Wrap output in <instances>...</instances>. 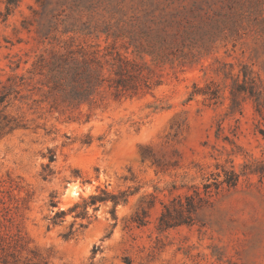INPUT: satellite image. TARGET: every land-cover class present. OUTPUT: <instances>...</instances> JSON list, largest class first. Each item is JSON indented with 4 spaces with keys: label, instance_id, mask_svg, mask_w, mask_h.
<instances>
[{
    "label": "rangeland",
    "instance_id": "rangeland-1",
    "mask_svg": "<svg viewBox=\"0 0 264 264\" xmlns=\"http://www.w3.org/2000/svg\"><path fill=\"white\" fill-rule=\"evenodd\" d=\"M194 1L21 0L9 14L0 0V94L12 87L0 106V264H264V119L249 93L235 105L231 96L246 72L244 87L264 101V0H200L212 34L138 95L107 91L53 109L33 66L72 36L106 46L96 34H63L68 16L81 27L120 7L127 15L113 22L145 21ZM51 21L60 45L42 43ZM230 172L240 176L234 187ZM101 190L127 194L115 217L113 202L90 207L87 219L71 211ZM166 210L182 222L161 230Z\"/></svg>",
    "mask_w": 264,
    "mask_h": 264
},
{
    "label": "trees",
    "instance_id": "trees-1",
    "mask_svg": "<svg viewBox=\"0 0 264 264\" xmlns=\"http://www.w3.org/2000/svg\"><path fill=\"white\" fill-rule=\"evenodd\" d=\"M20 2L21 0H7L8 13ZM73 7L78 8V5ZM174 9L175 11L164 8L160 15L154 11L145 21L134 15L113 22L114 15H127V12L117 7L115 11H109L111 17L107 21H90L81 27L75 21L68 23V16L62 21L63 34L81 35L83 39L96 34L98 39L104 38L106 46L101 48L100 45H88L86 41L80 42L72 36L59 49L40 55L33 66L44 79L42 85L45 88V101L53 109L62 106L80 108L92 104L99 95L107 91L119 97L134 96L160 85L157 69L176 62L186 63L194 54L193 50L212 34V12L209 9L204 11L200 0H195L191 6ZM45 28L48 31L43 35L42 43L50 39L60 45L57 36L53 35L59 30L58 24L51 21ZM145 57L151 58L153 66L144 60ZM18 68L20 64H17L16 69ZM18 79L19 84H25L24 77ZM249 81L248 73L244 72V84L236 85L231 91L232 103L235 105L238 94L249 93L255 102L256 112L264 119V101L261 95L253 86L249 89L244 87ZM11 91L12 87L0 94V106L6 103ZM205 95L209 101L219 98L218 92H206ZM49 160L53 163L55 155L52 154ZM256 172L264 176V167ZM239 178L237 173L230 172L226 184L234 187ZM208 188L205 187L206 190ZM126 201V193L117 196L101 190L100 194L90 196L84 204L76 205L71 211L79 210L77 217L87 219L90 207L96 209L98 203L113 202L112 214L115 217L116 207ZM51 206L55 208L56 203L52 201ZM188 206L190 212L195 210L192 203ZM65 216V211L58 212L51 222L56 225ZM176 222L182 221L172 219L166 210L160 218L159 226L161 230H166L178 224Z\"/></svg>",
    "mask_w": 264,
    "mask_h": 264
},
{
    "label": "bare ground",
    "instance_id": "bare-ground-1",
    "mask_svg": "<svg viewBox=\"0 0 264 264\" xmlns=\"http://www.w3.org/2000/svg\"><path fill=\"white\" fill-rule=\"evenodd\" d=\"M72 193H73V194H77V191H76V190H73Z\"/></svg>",
    "mask_w": 264,
    "mask_h": 264
}]
</instances>
